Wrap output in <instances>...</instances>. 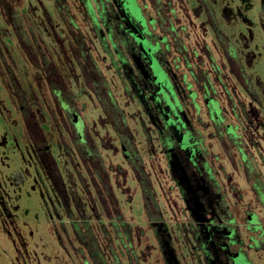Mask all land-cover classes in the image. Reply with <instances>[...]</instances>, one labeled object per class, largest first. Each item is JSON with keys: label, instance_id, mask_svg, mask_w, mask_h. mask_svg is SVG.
Instances as JSON below:
<instances>
[{"label": "rangeland", "instance_id": "rangeland-1", "mask_svg": "<svg viewBox=\"0 0 264 264\" xmlns=\"http://www.w3.org/2000/svg\"><path fill=\"white\" fill-rule=\"evenodd\" d=\"M165 1L171 38L183 40L195 59L194 69L201 74L210 69L212 82L218 83L220 98L212 97L210 104L233 143L227 145L230 162L222 176L236 183L241 210L255 224L254 245L264 258V0ZM88 3L92 21H103L101 2ZM128 3L138 17L139 4ZM73 5L71 0L0 4V264H130L128 236L146 227L141 191L147 186L134 177L149 162L139 116L133 117V108L124 105L117 89L111 51L100 42L89 43L87 24ZM57 10L64 14L62 20ZM141 17L154 31L155 22ZM26 48L63 80L62 88L40 80L38 69L25 60ZM11 78L29 96L26 106L44 119L39 115L38 122L62 179L58 185L49 184L31 150L21 116L25 103L11 98L6 85ZM101 86L122 116L120 125L130 129L137 160L125 163L112 149L126 142L127 134L120 128L114 132L102 117ZM52 95L64 113L86 124L96 149L85 166L69 161L64 127H52ZM152 181L151 190L162 197V176Z\"/></svg>", "mask_w": 264, "mask_h": 264}, {"label": "flooded vegetation", "instance_id": "flooded-vegetation-1", "mask_svg": "<svg viewBox=\"0 0 264 264\" xmlns=\"http://www.w3.org/2000/svg\"><path fill=\"white\" fill-rule=\"evenodd\" d=\"M71 1L87 24L89 43L94 46L100 42L105 51H111L110 65L118 79L117 89L124 105L133 108V117L139 116L144 136L142 150L149 156L146 167L134 175L147 186L141 191L146 227L135 230L133 237L129 231L135 258H130V264H264L260 249L254 245L252 216L241 210L236 183L229 178L226 182L222 176L230 162L226 148L233 143L217 110L211 108V98H220L218 83L212 82L210 69L202 74L194 69L195 59L183 40L171 38L172 23L166 21L168 1L130 0L139 4L138 17L134 9H128V1ZM87 1L101 2L103 21H92ZM2 3L5 0H0ZM56 13L62 20L64 14L59 10ZM141 14L148 24L150 20L155 22L154 31L142 26ZM23 55L38 69L42 82L62 88L63 80L50 68L41 66L27 48ZM210 60L207 56V66ZM11 80L6 84L11 98L25 103L21 116L31 150L49 184L58 185L62 179L56 173L47 137L39 126L40 113L26 106L29 96ZM103 90L101 86L98 104L102 117L114 132L120 128L127 134V141L112 149L125 163L137 160L130 129L120 125L122 116L103 96ZM50 101L52 127L62 125L69 141V161L87 165L88 156L96 147L87 135L86 124L81 118L64 113L56 95ZM40 119L44 120L41 115ZM231 158L235 163L237 154ZM158 174L165 183L159 198L151 190L152 178L157 179ZM103 209L110 218L108 209Z\"/></svg>", "mask_w": 264, "mask_h": 264}, {"label": "water", "instance_id": "water-1", "mask_svg": "<svg viewBox=\"0 0 264 264\" xmlns=\"http://www.w3.org/2000/svg\"><path fill=\"white\" fill-rule=\"evenodd\" d=\"M122 1H130V0H122ZM131 15H132V13H130ZM133 16V15H132ZM143 27L146 29V30H148V27H147V25H146V23L143 21Z\"/></svg>", "mask_w": 264, "mask_h": 264}]
</instances>
